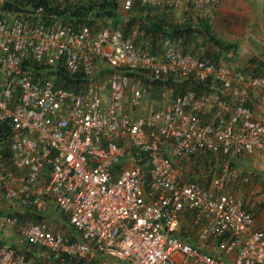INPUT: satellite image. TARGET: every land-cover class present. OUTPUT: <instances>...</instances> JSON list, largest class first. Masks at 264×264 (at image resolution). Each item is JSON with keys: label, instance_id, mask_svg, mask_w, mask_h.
<instances>
[{"label": "built area", "instance_id": "2783aa9c", "mask_svg": "<svg viewBox=\"0 0 264 264\" xmlns=\"http://www.w3.org/2000/svg\"><path fill=\"white\" fill-rule=\"evenodd\" d=\"M139 1L213 13L221 0ZM5 2L0 230L49 255L37 263L0 240V264H264V225L236 167L258 159L264 176V73L185 52L181 40L153 54L105 23L49 24L42 6ZM59 71L72 88L58 85ZM191 77L218 91H172L149 105L151 86ZM178 159L204 169L192 176ZM52 211L77 238L21 219Z\"/></svg>", "mask_w": 264, "mask_h": 264}, {"label": "trees", "instance_id": "16d2710c", "mask_svg": "<svg viewBox=\"0 0 264 264\" xmlns=\"http://www.w3.org/2000/svg\"><path fill=\"white\" fill-rule=\"evenodd\" d=\"M120 2L121 0H6L4 7L15 12H23L42 6L44 8L43 18L47 23L71 25L74 28H79L85 23L93 27L105 23L121 29L125 36L132 38L138 46L153 54L162 53L171 42L181 40L185 52L195 53L209 61L218 63L228 60V57L225 59V52L235 48L234 44L223 42L213 32L211 23L213 13L208 10H198L191 2L187 1L181 9H175L152 7L136 0L125 14L122 13L123 3L120 4ZM260 65H262L261 62ZM58 74V85H63L66 88L74 86V79L62 71H59ZM140 77L143 78L141 75ZM170 82L179 85L177 88L179 91L188 88L198 91L214 90L210 86V82L201 83L194 77L179 81L170 79L166 81V84ZM145 85L147 87V84ZM29 217H33V221L44 220L41 213L21 215V219ZM29 220L31 219L29 218ZM75 238L77 237L75 236ZM7 246L12 247L8 244ZM28 246L34 249L26 246L23 252L20 249L17 250L24 253L28 259L34 260L33 256L35 255H38L36 260L44 257L45 260L41 262L34 261L47 263L46 257L49 253L46 249ZM44 253L47 255H43Z\"/></svg>", "mask_w": 264, "mask_h": 264}, {"label": "crops", "instance_id": "0c3cea01", "mask_svg": "<svg viewBox=\"0 0 264 264\" xmlns=\"http://www.w3.org/2000/svg\"><path fill=\"white\" fill-rule=\"evenodd\" d=\"M122 1L124 0H121L120 4L123 3ZM211 23L213 32L223 42L235 45L233 50L225 52V59L228 57V60H233V65L237 68L264 73L260 65L261 59L264 58V0H221L219 9L212 14ZM228 60L224 62L230 64ZM178 161L184 168L187 161L181 159ZM51 215H55L53 211ZM63 223L62 226L67 225L72 233L68 236L77 237L74 228L65 221ZM52 228L60 230L54 225ZM62 232L66 234V230ZM12 235V233L0 231V240L3 241L4 237L9 238ZM11 241L16 240L11 239ZM23 247L22 245L20 249ZM37 256L33 257L37 258Z\"/></svg>", "mask_w": 264, "mask_h": 264}, {"label": "rangeland", "instance_id": "374dc122", "mask_svg": "<svg viewBox=\"0 0 264 264\" xmlns=\"http://www.w3.org/2000/svg\"><path fill=\"white\" fill-rule=\"evenodd\" d=\"M121 10H122V13L124 14L127 12V10L124 8V5ZM227 62L230 63L232 66H234L233 60H228ZM178 87L179 85L171 84V82L165 85H156L154 87L151 86V88L148 89L149 90V96H148L149 105H152V107H157L159 105H162L166 100V96H168L170 92L179 91V89H177ZM213 91H218V89L215 88V90ZM257 160L252 161L251 159H244V160L242 159L236 164V167L238 168L240 177L242 179L238 184L239 188L244 192L250 207H252L254 212L256 213L259 224L264 225V176L261 173L260 165ZM185 169L186 170L188 169L189 174L193 176V174L195 173L198 174L199 171L201 172L204 169V166L202 165L198 166L195 163L191 162L186 165ZM193 171H195V173H193ZM197 174H195L194 176L197 177ZM1 204H3V201L0 199V205ZM53 214H55L56 216L51 215V214L48 216L45 215L44 221L48 223L49 225H52V227L54 225L57 227V229H60L62 231L66 230V234L71 235L72 233H70L71 231L69 230L68 226L67 225L65 227L62 226V224L64 225L63 221L68 223L66 219L64 218V216L60 213H53ZM29 218L31 220H34L33 217H29ZM0 231L3 233L13 234L9 238L4 237V240L3 241L1 240L3 244L8 243V245H11L12 247L16 246L15 247L16 249H20L22 245L24 247L26 246L29 247L25 243H22V237L19 231H2V230ZM11 239H15L16 241H11ZM24 247L20 249L21 252L24 251ZM29 248L34 249L32 247H29ZM35 252H37L36 249H35ZM43 255H47V254L44 253ZM34 260L36 259L34 258ZM43 260H45V258L41 257V258H38V260L36 261L41 262Z\"/></svg>", "mask_w": 264, "mask_h": 264}]
</instances>
